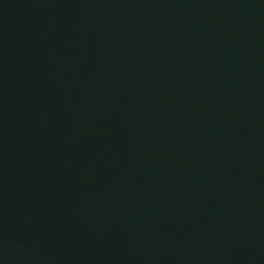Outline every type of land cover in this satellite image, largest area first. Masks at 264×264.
I'll return each mask as SVG.
<instances>
[{"label":"water","instance_id":"obj_1","mask_svg":"<svg viewBox=\"0 0 264 264\" xmlns=\"http://www.w3.org/2000/svg\"><path fill=\"white\" fill-rule=\"evenodd\" d=\"M0 264H264V0H0Z\"/></svg>","mask_w":264,"mask_h":264}]
</instances>
